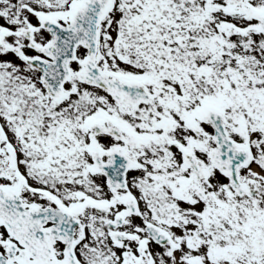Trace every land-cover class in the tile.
<instances>
[{
	"label": "snow or ice",
	"instance_id": "1",
	"mask_svg": "<svg viewBox=\"0 0 264 264\" xmlns=\"http://www.w3.org/2000/svg\"><path fill=\"white\" fill-rule=\"evenodd\" d=\"M0 264H264V0H0Z\"/></svg>",
	"mask_w": 264,
	"mask_h": 264
}]
</instances>
